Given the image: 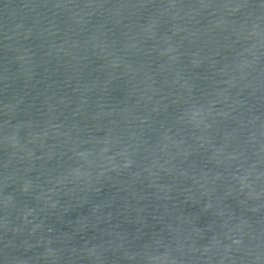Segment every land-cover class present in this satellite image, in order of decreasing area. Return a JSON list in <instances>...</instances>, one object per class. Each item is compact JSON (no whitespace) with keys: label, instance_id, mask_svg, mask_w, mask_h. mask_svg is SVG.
<instances>
[{"label":"water","instance_id":"water-1","mask_svg":"<svg viewBox=\"0 0 264 264\" xmlns=\"http://www.w3.org/2000/svg\"><path fill=\"white\" fill-rule=\"evenodd\" d=\"M264 183V0H0V264H103Z\"/></svg>","mask_w":264,"mask_h":264}]
</instances>
